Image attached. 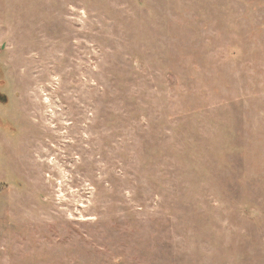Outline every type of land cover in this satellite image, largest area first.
I'll list each match as a JSON object with an SVG mask.
<instances>
[{"label": "rangeland", "instance_id": "obj_1", "mask_svg": "<svg viewBox=\"0 0 264 264\" xmlns=\"http://www.w3.org/2000/svg\"><path fill=\"white\" fill-rule=\"evenodd\" d=\"M0 264H264V0H0Z\"/></svg>", "mask_w": 264, "mask_h": 264}, {"label": "flooded vegetation", "instance_id": "obj_2", "mask_svg": "<svg viewBox=\"0 0 264 264\" xmlns=\"http://www.w3.org/2000/svg\"><path fill=\"white\" fill-rule=\"evenodd\" d=\"M0 99H2V98H0Z\"/></svg>", "mask_w": 264, "mask_h": 264}]
</instances>
